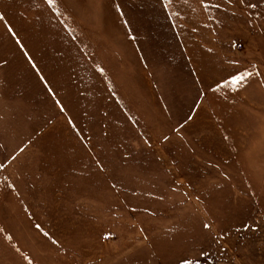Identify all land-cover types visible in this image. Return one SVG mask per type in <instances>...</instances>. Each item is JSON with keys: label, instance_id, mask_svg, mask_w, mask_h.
Returning a JSON list of instances; mask_svg holds the SVG:
<instances>
[{"label": "rangeland", "instance_id": "1", "mask_svg": "<svg viewBox=\"0 0 264 264\" xmlns=\"http://www.w3.org/2000/svg\"><path fill=\"white\" fill-rule=\"evenodd\" d=\"M0 264H264V0H0Z\"/></svg>", "mask_w": 264, "mask_h": 264}, {"label": "snow or ice", "instance_id": "2", "mask_svg": "<svg viewBox=\"0 0 264 264\" xmlns=\"http://www.w3.org/2000/svg\"><path fill=\"white\" fill-rule=\"evenodd\" d=\"M49 3H51V0H48ZM239 79V77H233V83H235L237 80ZM205 227H208V225H205Z\"/></svg>", "mask_w": 264, "mask_h": 264}]
</instances>
